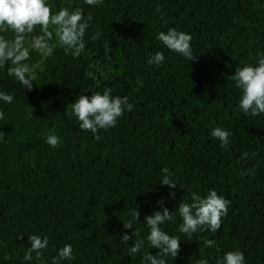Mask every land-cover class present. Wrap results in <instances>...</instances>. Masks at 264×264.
<instances>
[{
  "label": "trees",
  "instance_id": "1",
  "mask_svg": "<svg viewBox=\"0 0 264 264\" xmlns=\"http://www.w3.org/2000/svg\"><path fill=\"white\" fill-rule=\"evenodd\" d=\"M48 2L57 12L83 8L93 20L80 57L56 47L32 71L31 90L18 83L13 102H0V264H39L23 259L34 234L49 237L46 264L66 244L75 259L62 264H143V252L129 256L121 243L135 230L123 227L129 210L140 211L134 227L146 238L144 218L163 210L158 201L175 212L192 191L206 196L210 189L231 201L222 227L189 239L178 215L162 225L181 240L167 264H217L228 251L243 252L245 264H264V114L242 112L231 79L264 53V0ZM172 27L193 37L195 60L156 39ZM97 31L102 35L92 41ZM157 51L164 63L149 65ZM107 89L134 108L97 141L67 107L80 94ZM216 127L232 134L226 148L210 135ZM48 134L60 138L58 148L45 142ZM164 167L174 190L159 184ZM209 239L213 247H205ZM145 250L158 252L147 243Z\"/></svg>",
  "mask_w": 264,
  "mask_h": 264
},
{
  "label": "clouds",
  "instance_id": "2",
  "mask_svg": "<svg viewBox=\"0 0 264 264\" xmlns=\"http://www.w3.org/2000/svg\"><path fill=\"white\" fill-rule=\"evenodd\" d=\"M88 6L96 7L103 3V0H84ZM157 12L161 9L157 7ZM93 20L91 13L84 14L80 7H60L58 12L53 13L52 6L48 0H0V68L7 67V75L14 77L25 89L31 90L35 76L28 61L31 60V53L36 52L41 57H48L56 47L63 49L65 55L73 58L80 57L86 49V35L90 23ZM37 29L39 33L37 34ZM11 33V38L6 34ZM102 35L95 32L90 39L97 40ZM156 39L167 49L177 53L184 58L193 61L197 58L194 55L191 41L193 37L175 27L169 28L167 32L160 31ZM106 55L111 51L109 43L104 44ZM165 61L162 51H157L148 60L149 65L160 66ZM235 87L241 91L239 108L245 115L253 117L264 114V53H259L255 65H246L237 68L235 75L231 76ZM142 86V81H137ZM0 100L11 104L14 96L6 92H0ZM67 108L80 122L81 130L91 132L95 140L102 137L101 130L107 131L117 126L118 120L125 112H131L134 105L129 103V97L113 96L111 89L103 93L96 92L91 95L80 94L75 103L69 104ZM5 118L3 111H0V120ZM211 137L220 142L222 148L230 144L229 131L220 127L211 130ZM45 142L52 148H58L60 138L55 134H48ZM255 155V154H253ZM249 154L244 153V158ZM162 178L160 185L176 189L177 184L172 179L169 168L161 169ZM245 174L254 175L251 170ZM170 197L175 200V193L170 192ZM163 208L162 211H154L145 216L143 224L148 229L146 238H141L140 230L134 225L139 221L141 215L138 209L129 210V219L123 222L124 229H135L131 235L124 233L121 236V243L128 245L129 256L143 252V264H167V257L177 258L181 252V240L178 236L169 235L162 229L167 222H175L177 215L181 218L179 232L185 234L189 239L196 233L211 231L213 233L222 227L223 218L228 215L231 201L219 195L215 189H210L206 196L196 191L190 193V202L182 200L175 212H170L163 207L165 200L158 201ZM134 238V239H133ZM129 241H133L130 245ZM48 236H29L30 247L27 248L23 257L24 261H38L39 264H46L45 252L49 246ZM152 249H158L153 255L145 250V244ZM205 247H213V240H205ZM2 244V241H0ZM7 258V257H5ZM73 247L66 244L58 251L51 264H62L63 261L74 260ZM199 264H208V261L201 260ZM217 264H245V256L241 251H228Z\"/></svg>",
  "mask_w": 264,
  "mask_h": 264
},
{
  "label": "rangeland",
  "instance_id": "3",
  "mask_svg": "<svg viewBox=\"0 0 264 264\" xmlns=\"http://www.w3.org/2000/svg\"><path fill=\"white\" fill-rule=\"evenodd\" d=\"M52 10L53 13L57 12V10L53 7ZM38 33H39V29H37V34ZM6 35L8 36V38H11V33ZM42 59L43 57H41L38 53L36 52L31 53V60L28 61V63L30 64L32 71L39 65ZM18 83L19 82L16 81L14 77H10L7 75V67L0 68V92H6L7 94H9L16 87ZM1 101L2 100H0V102Z\"/></svg>",
  "mask_w": 264,
  "mask_h": 264
}]
</instances>
